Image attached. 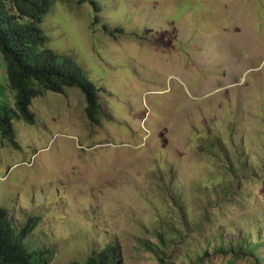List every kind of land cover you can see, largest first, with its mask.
Returning a JSON list of instances; mask_svg holds the SVG:
<instances>
[{
	"label": "rangeland",
	"instance_id": "1",
	"mask_svg": "<svg viewBox=\"0 0 264 264\" xmlns=\"http://www.w3.org/2000/svg\"><path fill=\"white\" fill-rule=\"evenodd\" d=\"M80 1L41 29L95 85L100 122L76 87L33 99L21 150L0 145V210L38 219L46 264L107 245L117 264H264V0Z\"/></svg>",
	"mask_w": 264,
	"mask_h": 264
},
{
	"label": "trees",
	"instance_id": "2",
	"mask_svg": "<svg viewBox=\"0 0 264 264\" xmlns=\"http://www.w3.org/2000/svg\"><path fill=\"white\" fill-rule=\"evenodd\" d=\"M86 1L98 12L99 4L95 0H81L80 4ZM54 2L56 0H0V54L6 64L8 87L14 97L13 107L0 104L1 147L21 150L13 120L35 125L31 102L45 92L64 94L67 88H78L85 97V114L89 122L92 125L100 122L101 106L95 85L71 58L60 56L48 47V38L41 29ZM37 224L38 219L31 217L25 225L18 227L0 210V264H46L49 252L35 249L28 242ZM158 236L164 241L162 233ZM169 237L176 238L175 229ZM115 251V247L107 245L90 254L83 264H117ZM204 263L205 258L198 261V264Z\"/></svg>",
	"mask_w": 264,
	"mask_h": 264
},
{
	"label": "clouds",
	"instance_id": "3",
	"mask_svg": "<svg viewBox=\"0 0 264 264\" xmlns=\"http://www.w3.org/2000/svg\"><path fill=\"white\" fill-rule=\"evenodd\" d=\"M5 178V177H4ZM6 179V178H5Z\"/></svg>",
	"mask_w": 264,
	"mask_h": 264
}]
</instances>
